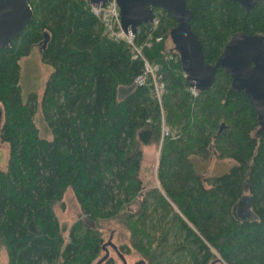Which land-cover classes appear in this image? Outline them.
<instances>
[{
    "label": "trees",
    "instance_id": "1",
    "mask_svg": "<svg viewBox=\"0 0 264 264\" xmlns=\"http://www.w3.org/2000/svg\"><path fill=\"white\" fill-rule=\"evenodd\" d=\"M30 4L31 21L0 49V141L9 146L0 166V256L5 249L7 264H94L106 220L125 225L129 242L118 249L138 252L143 264H264V131L246 92L218 68L215 83L193 95L169 43L176 21L166 11L144 50L165 82L160 104L136 82L143 60L105 32L88 0ZM187 6L207 63L238 31L264 35L262 2L251 10L234 0ZM147 35L143 24L136 41ZM36 45L53 70L40 101L36 93L24 101L20 60ZM38 111L51 138L41 133ZM162 112L177 134L163 141L155 185L143 163L145 148L159 147ZM213 154L235 163L219 176L197 173L191 157ZM68 190L82 214L65 228L56 207Z\"/></svg>",
    "mask_w": 264,
    "mask_h": 264
},
{
    "label": "water",
    "instance_id": "2",
    "mask_svg": "<svg viewBox=\"0 0 264 264\" xmlns=\"http://www.w3.org/2000/svg\"><path fill=\"white\" fill-rule=\"evenodd\" d=\"M93 5H104L108 0H89ZM251 10L264 0H234ZM121 23L125 31L137 29L154 18V7L172 15L176 25L171 29L175 48L179 51L184 72L191 87L209 89L222 68L232 78V88L244 90L258 114L264 131V35L238 31L231 36L213 64L207 63L202 43L191 27L193 13L187 0H117ZM34 15L30 0H0V49L11 44L29 24ZM92 226L94 224L92 223Z\"/></svg>",
    "mask_w": 264,
    "mask_h": 264
},
{
    "label": "rangeland",
    "instance_id": "3",
    "mask_svg": "<svg viewBox=\"0 0 264 264\" xmlns=\"http://www.w3.org/2000/svg\"><path fill=\"white\" fill-rule=\"evenodd\" d=\"M171 41H173L171 39ZM21 79L22 98L24 101L28 99L30 93H36L40 101L43 94L46 82L53 70L51 65L44 63L41 59V51L39 46H34L29 55L21 58ZM36 121L41 129L43 136L51 138L52 136L45 125L40 111L36 113ZM160 145L157 148L155 145L145 148L143 169L146 176H149L152 184L157 185L156 168L159 158ZM9 156V146L7 143L0 141V166L5 168ZM191 161L195 171L203 176H219L230 170L235 163L231 159H219L213 154L211 157L204 159L200 156H192ZM64 206L56 207L57 215L61 224L65 228L79 218L82 214L79 203L72 190H68L63 198ZM101 229L105 238L101 252L94 264H105V260L109 257L114 258L115 264H143L142 256L132 251L127 253L125 250L118 249L121 244L129 242V232L125 225L117 220H106L101 222ZM66 234V233H65ZM67 236V235H66ZM68 237V236H67ZM170 240H173V235H170ZM8 257L5 249L1 251L0 264H7ZM47 264V263H42ZM212 264H222L214 262Z\"/></svg>",
    "mask_w": 264,
    "mask_h": 264
},
{
    "label": "built area",
    "instance_id": "4",
    "mask_svg": "<svg viewBox=\"0 0 264 264\" xmlns=\"http://www.w3.org/2000/svg\"><path fill=\"white\" fill-rule=\"evenodd\" d=\"M92 11L100 18L101 22L106 27V32L110 37L115 40H122L128 44L130 47L131 54L133 58H140L144 62L143 73L136 79L139 85H147L151 89L152 96L155 97L159 103H162V97L165 92V82L163 76L160 73V66L156 62L150 61L145 55V48L151 47L153 43L154 31L160 24L164 10L162 8H154V18L152 21L145 23L147 25V38L142 42L138 43L136 41V34L140 31L138 28L136 33L125 31L121 23V15L117 0H108L104 5H93L89 2ZM164 36H156L155 40H163ZM169 58L177 59L174 54H170ZM191 92L194 96L198 95L199 90L195 87H191ZM161 138H160V148L163 141L168 136L175 137L177 134L169 124H167L164 116V112L161 115Z\"/></svg>",
    "mask_w": 264,
    "mask_h": 264
},
{
    "label": "bare ground",
    "instance_id": "5",
    "mask_svg": "<svg viewBox=\"0 0 264 264\" xmlns=\"http://www.w3.org/2000/svg\"><path fill=\"white\" fill-rule=\"evenodd\" d=\"M103 24V23H102ZM104 25V24H103ZM104 29H105V32H106V27H105V25H104ZM107 33V32H106ZM108 34V33H107Z\"/></svg>",
    "mask_w": 264,
    "mask_h": 264
},
{
    "label": "crops",
    "instance_id": "6",
    "mask_svg": "<svg viewBox=\"0 0 264 264\" xmlns=\"http://www.w3.org/2000/svg\"><path fill=\"white\" fill-rule=\"evenodd\" d=\"M171 44L173 45V43H171ZM148 147H150V146H148ZM144 155H145V154H144ZM144 158H145V157H144ZM145 163H146V162H145ZM145 163H144V164H145Z\"/></svg>",
    "mask_w": 264,
    "mask_h": 264
}]
</instances>
